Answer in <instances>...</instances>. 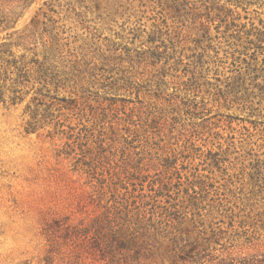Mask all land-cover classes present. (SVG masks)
I'll list each match as a JSON object with an SVG mask.
<instances>
[{
    "label": "rangeland",
    "instance_id": "374dc122",
    "mask_svg": "<svg viewBox=\"0 0 264 264\" xmlns=\"http://www.w3.org/2000/svg\"><path fill=\"white\" fill-rule=\"evenodd\" d=\"M253 259L264 0H0V264Z\"/></svg>",
    "mask_w": 264,
    "mask_h": 264
},
{
    "label": "trees",
    "instance_id": "16d2710c",
    "mask_svg": "<svg viewBox=\"0 0 264 264\" xmlns=\"http://www.w3.org/2000/svg\"><path fill=\"white\" fill-rule=\"evenodd\" d=\"M148 235L150 238L154 239V240H157L160 236H161V233L160 232H152V231H148ZM201 258H200V253L199 254H195L193 257H192V261L193 262H200ZM112 261L114 262V260L112 259ZM111 261V262H112ZM240 264H264V260H255L253 259V261H247V260H244L242 261Z\"/></svg>",
    "mask_w": 264,
    "mask_h": 264
}]
</instances>
